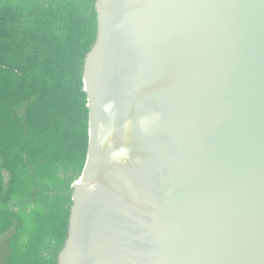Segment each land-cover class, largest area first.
<instances>
[{
	"label": "water",
	"instance_id": "obj_1",
	"mask_svg": "<svg viewBox=\"0 0 264 264\" xmlns=\"http://www.w3.org/2000/svg\"><path fill=\"white\" fill-rule=\"evenodd\" d=\"M94 11L56 264H264V0Z\"/></svg>",
	"mask_w": 264,
	"mask_h": 264
},
{
	"label": "trees",
	"instance_id": "obj_2",
	"mask_svg": "<svg viewBox=\"0 0 264 264\" xmlns=\"http://www.w3.org/2000/svg\"><path fill=\"white\" fill-rule=\"evenodd\" d=\"M95 0H0V264H56L88 144Z\"/></svg>",
	"mask_w": 264,
	"mask_h": 264
}]
</instances>
